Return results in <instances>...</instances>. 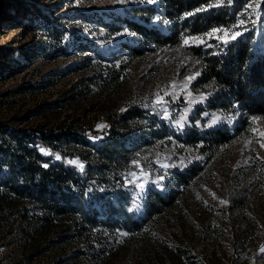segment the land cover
<instances>
[{
  "label": "trees",
  "instance_id": "obj_1",
  "mask_svg": "<svg viewBox=\"0 0 264 264\" xmlns=\"http://www.w3.org/2000/svg\"><path fill=\"white\" fill-rule=\"evenodd\" d=\"M212 1L137 0L108 20L76 12L79 22L102 30L97 39L62 25L63 13L51 18L34 8L19 23L23 33L37 31L48 41H35L32 53L10 46L18 55L11 66L78 54V67L67 70L93 68L94 80L74 83L69 103L86 98L92 82L112 92L131 61L148 52L180 49L200 74L191 81L177 75L165 103L152 95L118 106L98 131L84 116L57 129L1 123L0 231L12 233L15 220L27 224L20 228V257L7 264H196L189 232L208 240L216 226L208 216L215 210L208 192L212 161L220 148L251 136L252 118L264 116V0L260 35L248 29L227 44L186 43L234 24L225 8L208 7ZM112 44L122 58L108 51ZM137 173L142 188L132 179ZM224 179L222 211L231 213L257 185ZM198 215L204 216L199 227Z\"/></svg>",
  "mask_w": 264,
  "mask_h": 264
},
{
  "label": "rangeland",
  "instance_id": "obj_2",
  "mask_svg": "<svg viewBox=\"0 0 264 264\" xmlns=\"http://www.w3.org/2000/svg\"><path fill=\"white\" fill-rule=\"evenodd\" d=\"M0 1L5 3L0 8V124L57 129L68 125L67 123L73 118L84 116V119L94 125V129L98 131L108 122L106 118L115 114L120 106L124 107L135 99L152 95L156 101L157 94L164 99L168 91L171 92L170 86L177 80V75L185 76L186 79L197 72L195 64H191L188 56L180 57V49L148 52L131 61L122 81L112 92L106 93L97 82H92V91L86 98L69 103L67 97L72 93L74 83L84 76L92 77L94 80L93 68L67 70L69 67H78L79 63L75 62L80 58L78 54L58 56L54 60L43 57L32 60L26 58L19 62L21 69L16 65L11 66L10 59H16L18 55L9 49L10 46H23L32 53L35 41H48L37 31L23 33L19 23L28 22L31 10L34 8L51 18L59 17L63 13L62 25L75 28L87 37L97 39L102 30L92 28L85 22H79L75 18L76 12L96 13L108 20L109 13L124 15L129 3L135 4L137 0ZM260 1L231 0L229 3V0H223L222 5L216 8H225L233 14L234 22L231 23L234 24L219 28L229 29V35L231 32L239 31L242 36L248 29H253L256 36L260 35L258 8L255 7ZM217 2L218 0H213L210 4ZM248 5L253 6L248 7ZM241 19L245 21L244 25L233 27ZM212 32L213 29L208 33ZM208 33L202 37L205 43L192 40L187 43L208 45L210 39L224 35L222 32L213 33V37L209 38ZM108 51L114 53L117 58L123 57L124 52L114 44ZM24 63L27 65H23ZM24 85H30L31 88L20 90ZM108 105L111 107L109 108ZM259 118L256 122L252 120V129L255 128L257 131L251 130V136L236 139L220 148L212 161L211 168L215 175V183L208 192L212 201L210 207L215 210L208 216L216 226L211 230L212 235L208 240L199 234L194 235L195 232L189 230L195 242L196 264H264V251H261L264 249V147H261L264 137L259 135L260 131H264V116ZM141 177V173H137L132 178L140 188L144 185ZM223 178L225 183L241 185L252 181L257 185L249 200L239 208L231 210V213L222 211L226 207L223 200ZM203 217L200 215L193 217L196 226H202ZM23 226L27 224L15 220L12 233L5 235V229L0 231V264H7L13 258L20 257V245L24 239L20 228ZM24 264L45 263L33 261ZM111 264H123V260Z\"/></svg>",
  "mask_w": 264,
  "mask_h": 264
},
{
  "label": "snow or ice",
  "instance_id": "obj_3",
  "mask_svg": "<svg viewBox=\"0 0 264 264\" xmlns=\"http://www.w3.org/2000/svg\"><path fill=\"white\" fill-rule=\"evenodd\" d=\"M149 2H151V0H149ZM222 3H223V0H218V2L215 3V4H209L208 7H220L222 5ZM229 3H231V0H229ZM252 6L253 5H248V7H252ZM255 7L258 8V7H260V5L256 4ZM203 10H205V9H198V11H203ZM244 23H245V21L243 19H241L239 21V23L237 25H234L233 27H241V26L244 25ZM220 32H222L224 35L222 37H216V38L217 39H221L222 42L225 43V44H227L229 42V40H235L238 36H240L242 34L239 31H234V32H231V34L229 35V29H227V28H224V29L215 28V29H213L212 33H208V37L212 38L213 37V33H220ZM191 40L192 41H199L200 43H205V41L203 40L202 37H191ZM185 42L187 43V40ZM209 46H211V45H209ZM199 74H200L199 72H196L194 75L186 77V80L191 81V80L195 79L196 76H198ZM172 87L175 88L176 85L173 84ZM155 103L159 105V104L165 103V101H163V98L159 94H157ZM165 117H167V113L166 112H165ZM183 119H184V117L182 116L181 120H183ZM259 119H260L259 117H253L252 118L253 122L258 121ZM177 123L179 124L180 121H177ZM180 126L182 127L183 125L181 124ZM252 130L254 132L257 131V129H255V128L252 129ZM259 135L261 137H264V131H260ZM261 147H264V143L261 144ZM261 251H264V249H261Z\"/></svg>",
  "mask_w": 264,
  "mask_h": 264
}]
</instances>
